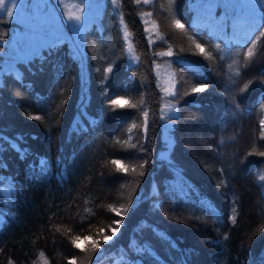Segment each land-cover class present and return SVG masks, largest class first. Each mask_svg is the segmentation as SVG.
I'll return each mask as SVG.
<instances>
[{
    "label": "trees",
    "instance_id": "trees-1",
    "mask_svg": "<svg viewBox=\"0 0 264 264\" xmlns=\"http://www.w3.org/2000/svg\"><path fill=\"white\" fill-rule=\"evenodd\" d=\"M187 3L176 0L170 10L168 0H123L120 11L138 60L128 62L117 10L104 0L82 33L81 64L60 39L1 73L0 188L12 189L0 192V264H42L41 253L48 264L73 258L86 264L91 253L73 247L75 235L100 242L92 264H264V181L258 179L264 174V156L258 155L264 152V38L251 64L242 67L243 53L264 28L243 42L231 28L227 35L213 34ZM141 12L152 13L165 40L153 31L149 44ZM173 14L213 59L193 54L191 41L170 28ZM10 26L4 15L0 47ZM169 47L172 56L155 55ZM155 65L167 66L176 81V119L165 157ZM249 80L254 83L241 92ZM197 81L208 83L205 92L185 95ZM118 97L138 107L112 111L110 99ZM142 110L148 112L146 132ZM133 123L141 127L129 134ZM128 135L136 147L115 143ZM112 160L143 164L144 174L116 172ZM128 199L127 213L108 210ZM117 220L119 231L104 242ZM91 242L82 238L81 249Z\"/></svg>",
    "mask_w": 264,
    "mask_h": 264
},
{
    "label": "snow or ice",
    "instance_id": "snow-or-ice-1",
    "mask_svg": "<svg viewBox=\"0 0 264 264\" xmlns=\"http://www.w3.org/2000/svg\"><path fill=\"white\" fill-rule=\"evenodd\" d=\"M133 3L139 5L143 3L144 5L152 3V0H132ZM176 0H168L169 9L171 10L172 6L175 4ZM59 3L65 8L64 18H66L67 23L63 24L64 28H70L75 33L81 34L85 30L87 24L92 21L94 17V8L98 10V4H94L93 0H81L79 4L72 5V9L68 10L69 6L64 4V0H59ZM87 4V19L84 5ZM111 4L115 10H117L118 22L120 25V30L123 35V40L127 44L126 51L131 56L133 60H138L139 58L135 54V48L132 42L133 33L129 31V27L124 19V13L120 11L123 7V0H111ZM187 8L195 13V20L199 23L201 27L207 28L213 34H225L227 35L226 29L231 28V35L233 38L237 39L238 42H243L248 39L253 33H255L258 29L264 28V0H253L250 5H245L243 7L232 4H223L217 3L216 0H195L193 3L192 0H188ZM217 8H221L222 11H216ZM57 10L55 5L53 4L51 7L49 4L45 5V8L42 10H37V8L31 4L25 2V0H0V19L6 14L8 20L12 21L15 25H20V31H13L11 34V42L9 45L10 49V57L14 60L26 59L22 53L26 49H34V35L41 34L42 36L47 35L51 31V25L48 23L49 20L55 21L57 17ZM141 19L145 24V32L149 34V44L154 43L152 40L153 31H155V36L157 40H165V35L161 34L158 31L159 25L155 20L152 19L151 12H141ZM83 21V23H82ZM170 28L178 31L184 37L191 41V44L195 48V52L205 59L211 60L213 59V54L211 51L207 50L201 43H198L195 39H193L185 26L184 23L181 22V19L176 18L173 14L170 20ZM61 36L57 35L55 41L49 45L50 49L55 47V44L59 42ZM261 38H264V31H260L259 36L256 39L250 41V45L247 47V51L243 53L244 57V65L242 67H248L254 56L257 54V45L260 44ZM3 47H0V54H2ZM183 50V49H182ZM155 55L160 56H172L173 51L172 48L169 47L167 52H159L155 53ZM239 61L234 60L233 65H238ZM159 67V65H157ZM231 68L232 65H229ZM113 70V66L110 64L108 67L104 69L106 74H110ZM239 69L236 71V75H239ZM172 84L171 87H163L162 91L166 96H176V88H175V73H171ZM108 77L105 75L103 78L106 80ZM254 83L253 80H249L244 84L243 88H241V92L248 90L250 85ZM264 83V81H262ZM208 88V83L206 81H197L190 87V91L185 92V95L189 94H198L203 93ZM107 95V93H106ZM144 100L141 98L139 104H143ZM110 106L112 111H116L117 109L123 108H136L138 105L133 103L131 100L124 99L123 97H118L117 99H110ZM261 109L264 110V105H261ZM175 105L170 101L161 109V119H164L168 112L175 113ZM143 116V125L142 130L147 131V118L148 112L146 110H142L141 112ZM28 119L32 120H41L42 117L40 115L28 114ZM176 119L175 116L169 117V123L172 120ZM260 125V139H264V116L259 120ZM141 127L136 123H133L128 129L127 132L131 134L134 129ZM132 136L128 135L127 140H116L115 143L119 144L121 147H136L135 144H131ZM254 153L250 152L249 155ZM258 155L264 156V152H259ZM44 161H41V165H44ZM112 165H115V171L128 174L129 172L142 176L144 173L142 171L144 165H128L123 163L121 160H112ZM6 166V165H5ZM138 169H140L138 171ZM43 170V167H42ZM258 179L260 181H264V174L259 175ZM123 187V185H122ZM12 186L10 185L7 189L0 188V192L8 191L11 194ZM87 203V201H85ZM132 203L131 199L127 200V203L122 204L120 208H115L112 205H108V210L112 211L118 216H121L122 213L128 212V206ZM157 207H161L157 205ZM86 211H88L86 209ZM233 215L230 216V220L233 225H235L236 220L238 218V210L236 207L231 209ZM94 215V213H91ZM0 223H3L0 220ZM116 225L115 228H112L109 225V230L112 235H104V242L110 241L119 231V225L122 223V220L113 221ZM261 230H264L262 228ZM104 231L103 228L100 229L102 233ZM85 241L92 240L91 247L85 246V248L81 249L79 241L81 239ZM227 238V237H225ZM70 242L73 247L80 249L83 252L91 253L87 257L86 264H92L93 255L100 249L101 244L97 240H93L91 236L81 237L80 235H75L70 237ZM137 252H146L148 249L137 247L135 249ZM123 255V254H122ZM42 259V264H48V261L43 258V253L40 254ZM68 264H77L76 259H71L68 261ZM125 264H133L132 261H126Z\"/></svg>",
    "mask_w": 264,
    "mask_h": 264
},
{
    "label": "rangeland",
    "instance_id": "rangeland-1",
    "mask_svg": "<svg viewBox=\"0 0 264 264\" xmlns=\"http://www.w3.org/2000/svg\"><path fill=\"white\" fill-rule=\"evenodd\" d=\"M111 1V0H110ZM26 3L31 4L37 8V10H42L45 8L46 4H49L51 7L53 4L55 5V8L57 10V19L53 22L51 20L48 21V23L51 25V31L47 34L42 36L41 34H35L34 35V49H26L22 55L26 58L34 54L38 49L48 44L49 42H52L56 39L57 35H60V39L66 40L67 44L69 45L72 53L77 57L79 63H82V33L77 34L70 28H64L63 24L67 23L66 18H64V12L65 8L59 3V0H25ZM81 0H64V4H67L69 6L68 10H74L72 9V5L79 4ZM94 4H98V10L102 6L104 0H93ZM217 3H223V4H232V5H238V6H245L250 5L253 0H216ZM85 8V16L87 19L88 13H87V4L84 5ZM98 10L94 8V17L95 18ZM219 11H222L221 8H219ZM6 17V14H5ZM8 20V18L6 17ZM11 23V26L9 28L8 36L5 40V42L2 44V54H0V75L3 71L12 69L15 67V62L17 60H14L10 57V49L9 45L11 42V34L13 31H20V25H15L12 21L8 20ZM83 23V21H82ZM127 48V44L125 42V51ZM127 53V51H126ZM128 62L134 61L131 56L127 53ZM20 60V59H19ZM154 72L156 76V84L161 92V103H160V137L164 143V149L160 152V156L165 157L166 156V150L168 149L172 137H171V128L174 125V120H172L171 123H169V117H172L176 114L173 112H168L164 119H161V109L170 101L172 104L175 105V102L171 99V96H166L164 92L162 91L163 87H171L172 84V77H171V70L167 66L157 65L154 66ZM176 109V107H175ZM151 191H154V187L151 185Z\"/></svg>",
    "mask_w": 264,
    "mask_h": 264
}]
</instances>
